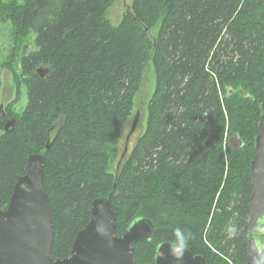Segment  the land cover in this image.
Masks as SVG:
<instances>
[{
	"label": "trees",
	"instance_id": "trees-1",
	"mask_svg": "<svg viewBox=\"0 0 264 264\" xmlns=\"http://www.w3.org/2000/svg\"><path fill=\"white\" fill-rule=\"evenodd\" d=\"M114 2L0 0V22L12 24L22 48L4 64L17 93L0 116V210L28 157L42 153L55 259L70 254L93 200L107 197L118 235L141 217L156 227L133 245L137 264L153 262L177 227L193 233L188 249L208 264H246L264 0H132L118 25L107 17ZM148 64L156 87L146 127L113 173L111 145ZM22 88L26 104L16 110ZM230 223L240 229L231 240Z\"/></svg>",
	"mask_w": 264,
	"mask_h": 264
},
{
	"label": "water",
	"instance_id": "water-1",
	"mask_svg": "<svg viewBox=\"0 0 264 264\" xmlns=\"http://www.w3.org/2000/svg\"><path fill=\"white\" fill-rule=\"evenodd\" d=\"M262 51L264 52V39ZM38 72L43 74V68L39 67ZM260 106L262 112L258 122L259 133L255 137V153L250 162L252 191L249 201V229L255 216L264 212V99ZM1 107L0 116L5 117V111ZM138 119L137 113L132 132ZM12 122L13 119H8L5 130ZM234 137L242 145L239 136L235 134ZM44 162L45 155L42 153H34L28 157L25 174L18 177L6 209L0 210V264H137L133 245L154 238L156 227L150 219L141 217L134 220L122 235H118L117 213L107 197L93 200L90 207L91 218L76 234L70 254L58 259L51 256L55 226L44 188ZM98 222L107 229L106 235L98 233ZM168 243L169 241H163L158 245L163 256L157 254V246L154 261L148 264H208L203 255L194 254L189 249L181 261L175 260L168 253ZM246 264H250L248 250Z\"/></svg>",
	"mask_w": 264,
	"mask_h": 264
},
{
	"label": "rangeland",
	"instance_id": "rangeland-1",
	"mask_svg": "<svg viewBox=\"0 0 264 264\" xmlns=\"http://www.w3.org/2000/svg\"><path fill=\"white\" fill-rule=\"evenodd\" d=\"M6 2H14L17 0H4ZM23 1V0H18ZM132 0H115L114 4L110 7L107 13V17L111 20L114 25H118L126 11L129 10ZM15 30L10 23L0 22V106H2L3 112L9 107V105L16 98V87L14 85L13 73L7 67L4 66L6 62L12 57V52H18L22 48L18 46L16 37L14 36ZM32 38L34 35L31 36ZM29 50V49H28ZM6 55V56H5ZM16 66V65H14ZM156 87V78L153 68L150 64L146 65L143 72V81L140 89L135 96V105L132 113L131 120L124 127L122 134L117 138L111 145L117 156L112 160L110 169L113 173L117 171L122 158L126 152L130 151L136 138L143 133L146 127L148 105L149 101L154 93ZM27 96L26 89L22 88L21 98L15 105L16 110H20L26 104ZM139 114L137 125L132 132L133 121L136 114ZM2 129L0 128V133ZM232 134L230 146L233 148H239L241 146L239 140Z\"/></svg>",
	"mask_w": 264,
	"mask_h": 264
},
{
	"label": "clouds",
	"instance_id": "clouds-1",
	"mask_svg": "<svg viewBox=\"0 0 264 264\" xmlns=\"http://www.w3.org/2000/svg\"><path fill=\"white\" fill-rule=\"evenodd\" d=\"M97 231L101 235L107 234V229L102 223L98 222ZM228 239H235L240 235V229L235 224H228L225 229ZM174 238L169 241L168 253L177 261H181L185 252L188 250L189 241L194 239L190 230H184L180 227L175 228ZM248 253L250 264H264V212L255 216L254 222L251 224L247 235ZM157 254L163 256L164 253L159 250Z\"/></svg>",
	"mask_w": 264,
	"mask_h": 264
},
{
	"label": "flooded vegetation",
	"instance_id": "flooded-vegetation-1",
	"mask_svg": "<svg viewBox=\"0 0 264 264\" xmlns=\"http://www.w3.org/2000/svg\"><path fill=\"white\" fill-rule=\"evenodd\" d=\"M8 119H10V118H7L6 123H5V127L7 126V121H8Z\"/></svg>",
	"mask_w": 264,
	"mask_h": 264
}]
</instances>
